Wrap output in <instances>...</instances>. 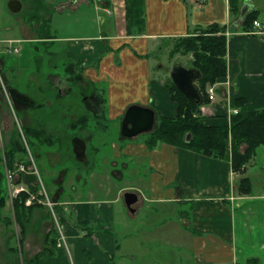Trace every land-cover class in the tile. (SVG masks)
<instances>
[{
  "label": "crops",
  "instance_id": "crops-1",
  "mask_svg": "<svg viewBox=\"0 0 264 264\" xmlns=\"http://www.w3.org/2000/svg\"><path fill=\"white\" fill-rule=\"evenodd\" d=\"M54 1L27 0L26 3L31 16L37 12L48 20L50 26L47 29L55 24V6L60 13L69 9L82 15L84 9H90L94 14L104 13L109 17L102 29L89 30L95 31L94 34L59 37L57 41L64 43L60 50L69 58L68 65L78 64L88 83H110L104 104L93 110L87 107L92 115L73 113L67 126L83 116L89 119L92 116L98 119L100 126H108L107 122L114 123L123 118L127 107L134 104L153 108L157 118L160 115L175 117L177 105L168 93L167 81L151 80L150 61L136 54L148 56L150 41L199 34L214 24L225 26L226 35L229 33L228 76L215 85L216 98L203 107L206 120L216 125L226 124L228 120L229 124L236 98L247 99L250 111L264 108V34H259L254 25L250 32H244L243 20L237 25L238 17L234 20L230 13V0H103L99 4L89 0ZM236 2L240 14L243 9L247 10L246 15L256 9V0ZM21 5L23 7L22 2ZM18 24L19 36L6 33L0 37L2 61L6 55L5 41L40 42L36 23L27 24L22 20ZM74 40L88 41L90 46L83 47V51L91 50L88 59L73 52V47H78L72 45ZM107 42L112 48L122 50L117 56L114 53L103 56L100 68L96 69L93 56ZM57 43L45 44L49 47ZM93 46H96L95 50ZM58 52H51V56ZM113 59L114 65L111 63ZM118 65L120 68H116ZM2 68L5 78L7 70L16 75L14 70L8 69L6 61ZM67 72L65 77L60 76L57 84L64 83L65 89L70 77L80 75L78 70ZM10 83L14 87V81L10 80ZM64 88H61L60 95H63ZM89 92L90 95L94 93L93 90ZM66 93L64 100L72 95ZM65 111L70 112L66 108L62 116L71 119V114ZM224 111H229L227 118L216 117ZM86 130H83L85 134H89ZM145 145V139L137 137H123L113 142V157L107 165L114 170L108 169L100 174L106 182L99 183L95 180L99 173L92 170L88 173L92 184L86 181L82 187H75L76 198L65 196L66 188L73 184L57 182L58 194L54 196V202L64 215L62 220L68 233L66 241L70 242L75 254L72 260L76 264H264V178L256 189L255 172L250 169L252 161L246 167V175L252 179L253 192L240 195L237 192L240 176L233 171L230 156L220 160L166 144H159L153 150ZM260 168L264 171V165ZM79 178L83 179L82 176ZM118 179L124 182L121 184ZM32 181L31 185L34 184ZM130 191L135 192L141 202L135 213L129 212L124 201L125 193ZM85 193L89 197H83ZM39 215L35 219L32 215L30 224L34 225L31 228L29 224L23 242L27 261L31 264H70V256L61 242L53 240L52 247H48L52 224L45 222L42 230L35 228ZM97 220L99 225H95ZM75 221L73 229L72 222ZM119 226L121 230L117 231ZM55 246L60 252L52 259ZM4 254L12 255V264H21L19 256L7 246Z\"/></svg>",
  "mask_w": 264,
  "mask_h": 264
},
{
  "label": "rangeland",
  "instance_id": "rangeland-1",
  "mask_svg": "<svg viewBox=\"0 0 264 264\" xmlns=\"http://www.w3.org/2000/svg\"><path fill=\"white\" fill-rule=\"evenodd\" d=\"M9 1L10 0H0V37H3L4 35L6 36V33L11 34L12 36H19L20 31L18 29V22L24 20L28 24L34 17V15L31 16L30 12H28V5L26 4L28 3L27 0H20L23 3V9L19 13H13L9 10V8H7ZM55 2L56 0L53 3ZM54 9L55 12H53V17L55 20V24L54 26H52V30L50 33H54L55 35H57V37L60 38H65L68 36L76 38L94 34L95 31L91 32L89 30H97L98 28L102 29L104 21L109 18L104 13H99L98 15L94 14L90 9H84L82 15L81 13H72L69 9L63 13H60V10L57 9V6H55ZM256 9L260 11L258 20L264 25V0H256ZM41 13H45L43 9ZM35 17L37 20V26L39 28L41 25H38V23L40 21H43L42 19H44V16H41L42 19L39 16ZM233 19L236 20V18ZM6 28H10L11 30H6ZM36 31L38 32V30ZM61 44L64 43H57L54 46H52V44L50 45L51 47H48L47 44H43L42 42L38 41H32L31 43L29 41L21 42L18 45L17 43H14V45L21 48L20 52L11 55H5L4 61L8 63V69L14 70L16 72V75L13 72H8L9 70H7V78L4 77V85L0 87V147H4L8 143L9 137L14 132V130H20L19 133L22 136L21 138L23 139L28 149L27 151H29L30 158L34 161V164H36L38 170L35 173L34 171H31V169H27L30 174L33 173L34 175H30L25 172L26 176L24 173L21 174L25 178H23L22 176L20 182V173H18L19 175L17 174L16 176L11 177V173L16 169H5V165L0 162V173L6 174L2 184H0V188L3 189L5 196H9L7 208L4 210L5 215L12 214L11 203L12 199L14 198V194L16 193V191L14 190L21 187L27 189L31 185L30 182L32 180V183L39 184L38 186H40V189L38 190L40 192L46 190L47 196L52 201H56L54 199V196L58 194L56 191L57 182L59 181V183L64 184H67V182H69L73 185L66 188L67 191L65 193V196L73 199L77 197V195H75V187H82V185L85 184L86 181L88 182V184H92L91 176L88 175V173H91L92 170H95V172L99 173L98 176L95 177L96 183L106 182V180L100 175L104 173L105 170H114L113 167H109V165L107 164H109L108 160L113 157V142L119 141L121 138L123 139V118L114 121V123L107 122L108 126H100L97 121L98 119L91 116V119L88 122L90 126L89 130H86L89 131V134H85V131H80L78 129L69 130L67 128V124L72 121L73 113L79 112L92 115L90 111L86 110L87 106L85 104V100L88 98L87 96L90 95L89 91H92L94 88L89 86L90 84L86 80L82 81V79L79 78L80 75H77L74 78L70 77V83L67 89L64 88L67 87L64 83H62L61 85H57L59 83L60 76L65 77L67 75L68 62L70 61L67 60L69 58H66V55H64V53H62V50H60L62 47ZM72 45L78 46L77 48L73 47V52L75 54H78V56H82V58L86 59L91 56V50L86 49L85 51H83V47L90 46L88 41L82 42L74 40L72 42ZM173 46V42L162 40L157 42L150 41L148 56H142L139 53L136 54L139 58L144 60L147 59L148 61H150L151 80H158L160 78L164 81H168L167 79L170 76V69L172 68L171 66H173L175 62L179 61L186 66L190 65L192 59L190 55L184 56L181 54H177L175 56H171L169 54L171 53ZM93 47L95 50L96 46ZM99 49V52L104 51V49H106L105 44H102ZM55 51H59V55L51 56V52ZM70 59L71 61H76L74 58ZM2 60L3 59H0L1 64H3L4 62ZM114 62L115 60L113 59V61L111 62L112 65H114ZM116 68H120V65H118ZM2 70L4 69L2 68ZM71 70L77 69L71 67L70 71ZM111 71L114 72L113 70ZM11 73L14 74V76H11ZM80 74L82 76V73ZM54 76L56 77L53 78ZM83 77L85 79L84 75ZM10 80L14 81V86L20 89L22 93L29 94L32 99H34L37 103H40V105L42 106H36L34 108L32 107L27 109L21 104V97L19 98V96H16L18 100L17 102L11 100L12 92L11 88L8 87V85H11ZM82 83L84 84L83 88H81ZM109 85V81L100 83L102 89L106 88V95H104L105 99L108 98L107 95ZM70 87L73 89L70 90ZM86 87H89V89H87ZM61 88H64L62 89L63 95H60ZM64 92L71 93L72 95L68 96L67 99L64 100ZM60 96L62 97L60 98ZM66 108H69L70 110V112H65L71 114V119L69 116L66 118L62 116L63 110ZM228 113L229 111H224L221 115H216V117L227 118ZM30 116L32 119L31 121ZM226 122L228 123V120ZM205 123L216 124L213 122L210 123L208 120H206ZM25 125L45 126L49 135H52L56 139L55 143L52 145L43 146V144L37 142L35 138L26 136L24 132ZM76 137H80L83 140L85 139V141L87 139L88 142L86 148L87 161H85L84 163L79 162L74 153L73 140ZM137 138L139 140H143L145 139V134H141ZM18 163L20 164V162ZM15 165L18 164L16 163ZM262 165H264V146L259 148V150L257 151V155L252 160V164L250 167L251 172H255L254 181L256 189H258L259 187L258 184L260 180L264 178V171L260 168ZM120 169L122 168L120 167ZM126 174L128 175V173ZM80 176L83 177L82 180L79 178ZM30 177L32 178L31 181L27 180V178ZM36 178H38L39 183ZM118 182L122 184L124 181L123 179H118ZM126 193L134 194L135 192L130 191ZM255 193H257V191H255ZM83 197L89 196H87L85 193ZM55 209L56 210L54 211L51 210L50 207H42L40 209H36L33 215L34 219L37 214H40V219L36 222L35 228L37 230H42V228H44L45 226V222L52 224V227L50 228L51 230L48 235V247H52L53 240L57 241V243L61 242L64 245V250L67 252L66 254L70 256L69 257L67 255L69 257L68 262L70 260V264H76L75 260H72V257L75 255L74 249L72 248V246H70V242L66 241L68 233L66 232V226L63 224L62 220V217L64 215L61 213V211H58L57 208ZM75 224L76 221L72 222L71 228H73ZM99 224L100 221L97 220L95 225ZM33 225V223L30 224L31 228L33 227ZM6 229L7 228L5 224L0 223V264H12V255L4 254V249L6 246L8 247V243L18 249V255L16 256H19L20 262L21 264H23L22 256H20L21 254L19 252L20 246L19 243H17V233L20 232L19 226L13 225V229L10 232H8ZM94 229L97 230V227H95ZM118 229L121 230V227L119 226L117 228V231H120ZM9 236H11V239H8ZM63 236L65 237V239H63ZM58 252H60V250L55 246L54 253L51 258H57L56 253ZM23 254L26 260L27 256L25 255V251Z\"/></svg>",
  "mask_w": 264,
  "mask_h": 264
},
{
  "label": "trees",
  "instance_id": "trees-1",
  "mask_svg": "<svg viewBox=\"0 0 264 264\" xmlns=\"http://www.w3.org/2000/svg\"><path fill=\"white\" fill-rule=\"evenodd\" d=\"M230 13L233 18L239 19V5L236 0H230ZM259 13L257 9L250 11L243 20V31L250 32L251 27L255 21H258ZM34 15L31 19L32 23L37 24L35 16H39L42 19L40 13H32ZM40 21L37 28V39L40 42L53 44L57 43L59 37L51 32V28H48L50 24L48 20ZM199 34L190 35L187 37L170 38L168 42H173V49L171 56L177 54L190 55L192 57L190 67L197 68L201 71L202 78L197 82V87L202 95V104L196 105L194 102L189 101L182 93H180L174 86L168 77L166 86L168 93L172 100L177 105V112L175 117L158 116L156 128L152 133L145 134V146L153 150L159 144H166L174 146L176 148L184 150L194 151L196 153L204 155V157H212L220 160L229 158L231 160L232 169L235 173L239 174L240 178L237 181V192L240 195H250L253 192V182L251 177L246 175V167L251 163L255 157L257 149L264 146V108L258 111H250L247 109V99L236 98L234 101V107L238 109L237 113H233L230 116L229 124H206V116L203 114V107L211 103L209 98L208 89L228 76V46L229 41L227 39V28L224 26H207L202 29ZM52 42V43H48ZM106 49L102 52H98L93 59L96 69L99 67L103 56L109 53H114V56L120 54L122 48L114 49L107 42L105 43ZM54 56L59 54H52ZM1 62V61H0ZM2 66V64H1ZM78 64L68 65L67 69L76 68L80 74L79 78L83 80L84 72L78 68ZM81 81V80H80ZM81 81V82H82ZM90 86L93 87L94 93L101 98L100 105L106 101V88H101L100 83L95 84L92 82ZM12 92V99L17 102L16 96H19L21 104L29 109L36 106L40 107V103H37L29 94L22 93L16 86H9ZM92 93V94H94ZM16 94V95H15ZM99 94V95H98ZM85 100L86 106L90 102L88 101L91 96H87ZM91 117V116H90ZM90 119L88 116H83L77 121L73 122L67 128L78 129L80 131L86 130L89 126ZM25 134L28 137H33L45 145H52L56 139L49 135L45 126L25 125ZM20 131V130H19ZM16 129L9 137L8 143L4 147H0V162L5 165V169L14 170L18 165L31 166L29 151L21 138V134ZM27 137V138H28ZM1 138V135H0ZM1 143V139H0ZM20 162V164L18 163ZM18 165H15V164ZM5 173H0V184H2ZM20 182L22 175L19 177ZM39 184L30 185L27 189L21 191L12 200V214H4V210L7 208L9 196L4 195L3 189L0 188V222L5 224L8 232L12 231L13 225L19 226L18 242L20 249V256H22L23 264H31L25 260L23 256V245L27 233V228L34 215L36 209L43 207L44 204L33 202L32 205L27 206L26 201L30 198L31 193L38 195L40 189ZM40 197V196H39ZM40 199H43L42 196ZM58 210V206H57ZM16 233V232H15ZM11 239V236L8 237ZM9 251L14 250L17 254L18 249L8 243ZM15 255V256H16Z\"/></svg>",
  "mask_w": 264,
  "mask_h": 264
},
{
  "label": "water",
  "instance_id": "water-1",
  "mask_svg": "<svg viewBox=\"0 0 264 264\" xmlns=\"http://www.w3.org/2000/svg\"><path fill=\"white\" fill-rule=\"evenodd\" d=\"M21 2L19 0H11L8 8L13 13L21 11ZM246 9L240 14L237 25L246 17ZM170 69V82L174 84L177 90L182 93L189 101L196 105L202 104V95L197 87V82L202 78L201 71L197 68L184 65L182 62H175ZM157 113L151 107L134 104L127 107L123 117L122 136L125 139H134L141 134H149L154 131L157 124ZM74 153L79 162L87 161L86 148L87 143L80 137L73 140ZM136 193H126L125 201L129 212L135 213L140 207L141 202Z\"/></svg>",
  "mask_w": 264,
  "mask_h": 264
},
{
  "label": "built area",
  "instance_id": "built-area-1",
  "mask_svg": "<svg viewBox=\"0 0 264 264\" xmlns=\"http://www.w3.org/2000/svg\"><path fill=\"white\" fill-rule=\"evenodd\" d=\"M90 2L94 3V4H99L100 2H103V0H89ZM254 27L257 29V32L259 34H264V27L262 26V23L259 22V21H255L253 23ZM227 35H229V33H227ZM14 43H17V45L19 43H21L20 41H14V40H8V41H5V47L4 48V53L5 54H16V53H19L21 48L20 47H17L16 45H14ZM4 76L2 74V68H1V64H0V87H2L4 85ZM208 93H209V98L211 101H213L215 98H216V92H215V86H210L209 89H208ZM238 112V109L237 108H234L233 113H237ZM32 161V165L29 166L28 168L25 166V165H18L15 167V171H13L11 174V177L13 176H16L18 173H20V176L21 174H26L28 173L27 169H31V171H34L35 173L38 171L37 170V167H36V164H34V161L31 159ZM30 171V170H29ZM26 172V173H25ZM19 175V174H18ZM37 175V174H35ZM19 176V177H20ZM23 176V175H22ZM24 188L21 187V188H16V193L14 194V197H16L21 191H23ZM42 196L43 199H40V197ZM38 203H42V204H45L47 205L48 207H50L51 210H56V206H57V203L52 201L46 194V190H43V192H40L38 195L34 194V193H31V196L30 198L25 202L26 205L30 206L33 204V202H37ZM63 239H65V237L63 236ZM61 245V244H60Z\"/></svg>",
  "mask_w": 264,
  "mask_h": 264
},
{
  "label": "flooded vegetation",
  "instance_id": "flooded-vegetation-1",
  "mask_svg": "<svg viewBox=\"0 0 264 264\" xmlns=\"http://www.w3.org/2000/svg\"><path fill=\"white\" fill-rule=\"evenodd\" d=\"M50 79H52V78H50ZM83 86H84V84L81 85V88H83ZM86 88H88V87H86ZM70 89H73V88L70 87ZM89 96H91V102H90V105L89 104L87 105V107L89 109L93 110V109L96 108V106H99L100 105L101 101H100L99 96H97V94H91Z\"/></svg>",
  "mask_w": 264,
  "mask_h": 264
},
{
  "label": "bare ground",
  "instance_id": "bare-ground-1",
  "mask_svg": "<svg viewBox=\"0 0 264 264\" xmlns=\"http://www.w3.org/2000/svg\"><path fill=\"white\" fill-rule=\"evenodd\" d=\"M28 206V205H27Z\"/></svg>",
  "mask_w": 264,
  "mask_h": 264
}]
</instances>
